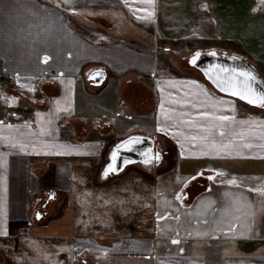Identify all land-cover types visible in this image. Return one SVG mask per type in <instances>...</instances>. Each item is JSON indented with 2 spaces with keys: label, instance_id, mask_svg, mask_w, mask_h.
Wrapping results in <instances>:
<instances>
[{
  "label": "crops",
  "instance_id": "obj_1",
  "mask_svg": "<svg viewBox=\"0 0 264 264\" xmlns=\"http://www.w3.org/2000/svg\"><path fill=\"white\" fill-rule=\"evenodd\" d=\"M152 26L153 41L133 35ZM196 32L237 43L240 51H220L264 75L261 0H0V80L11 79L0 84V264H8L1 244L12 242L11 221L26 222L19 237L27 231L31 241L55 246L47 264H264V211L254 233L244 203L253 198L238 183L257 182L264 193V111L216 93L197 75L160 73L150 44ZM95 70L105 72L100 85L90 80ZM132 137L113 162L117 145ZM139 162L147 178L175 170L180 186L172 193L191 196L183 207L219 210L232 228L174 239L146 233L129 216L115 234L89 233L86 209L106 193L104 178ZM112 163L117 170L105 175ZM52 203L63 210L58 220L44 217ZM139 213L151 228L153 215ZM19 248L12 264H41Z\"/></svg>",
  "mask_w": 264,
  "mask_h": 264
},
{
  "label": "rangeland",
  "instance_id": "obj_2",
  "mask_svg": "<svg viewBox=\"0 0 264 264\" xmlns=\"http://www.w3.org/2000/svg\"><path fill=\"white\" fill-rule=\"evenodd\" d=\"M152 30H154L153 26L149 29L150 32L146 34L133 35L142 37L143 39H146L147 42L153 41L154 35L153 33H151ZM116 35L118 37L120 36V38H123L124 36V38L126 39L127 33H118ZM214 36L216 35L214 34ZM155 38H157V35L155 36ZM155 41L158 43V45L154 43L150 44L151 46L154 45V48H156L155 50L159 55L158 69L160 73H166L170 70L172 71V73L193 76L197 75L199 79L201 78L204 82L205 80L203 79L202 75L197 70L191 68L188 65V57H190V55L194 54L197 51L195 49H203L202 51L218 49L217 51H220L222 49L235 48L237 51H240L236 47L237 43H233V45L230 43H222L217 40H211L209 35L203 32L190 34L183 39H179L175 43L163 41L162 38L155 39ZM168 47L171 50L170 52H167L166 48ZM262 76L264 77V75ZM152 147L153 149L155 148V146ZM144 172L145 169L139 162L126 169L122 176L115 177L116 179L110 177L104 178L105 186L102 187L103 189L101 188L99 190H101V193H104V191H106V193L101 194L103 195V197L100 198L95 205H93L91 208L87 207L86 209V213L88 215L87 220L89 222H94L93 226L87 227L89 233L105 236L115 234L119 232L118 230L119 228H121L117 225H120V222H123V220H125L129 216H132L130 217L131 222L136 221L137 224H140L142 226L145 225L144 229H146V233L152 232L155 236L158 235L161 237L167 235L169 238L174 239L194 238L201 237L202 235L204 237H218L222 232H225L226 229L229 230L230 228H232L225 224L226 217L220 216L222 214L219 210L217 212L213 211L214 213H211L208 208L202 203H197L198 205H203L202 207H200V209L197 205L192 208L183 207L191 205V196L190 194L186 195L187 193L185 191L180 192L181 197L185 195V200L188 198L187 196H189V202L184 201L183 204L182 202L184 198H181L182 200H177L176 196L174 195L175 193H172L173 190L176 191L180 186L177 180V172L175 170H172L171 172L163 171L157 177V179H155L154 174H152V178H147ZM148 173L150 174L149 171ZM42 180L47 181V176ZM238 183L242 187H244V190H246L244 192L246 198H253L251 199L253 201L248 200L244 203L248 205L247 210L251 212L249 220L252 222V224H254L252 227L254 233H256L258 232V229H260L257 223L261 221L262 213L264 211V209L261 210L258 208V206L264 207V193H262V191H256L257 189H261L259 188L257 182H250L241 179L238 180ZM90 186L91 184H89V189ZM202 189H204V187ZM154 190H156L155 193ZM257 197L262 199L258 201V203L255 199ZM47 198H49V196H46L44 198L43 203H46L45 200H48ZM49 201L50 200H48V202ZM250 202L252 203L250 204ZM58 203H52L49 208L48 206H46L45 211L49 213L46 212L44 216L45 218L47 217L48 219H50L51 217H53L52 219L56 220L61 218L63 213L59 214V212H62L63 210L57 209ZM115 204H119L120 209L118 206L115 207ZM139 207H142V209H139ZM78 211L76 212L79 213ZM145 211L148 214L153 215L151 228H149V224L144 223L145 220L140 217L139 212L143 213ZM91 214H94V216H92ZM39 216L40 218H38V220H42L44 218L42 216V212L39 214ZM89 216H91V218H89ZM81 219L82 218L77 215L74 216V222L76 223V226L74 228L76 230L75 233L77 234L81 229V227L78 226V222H80ZM241 219L242 218L237 219L240 224H242L243 221ZM95 222H97V224H95ZM240 226L243 227V224ZM241 227L238 226L236 230L240 232L239 228ZM82 229L85 230V227H82ZM150 229L151 231H147ZM27 237L28 232L25 231V233L18 239V248L20 247L19 249L22 252L20 255L24 254V256H28L31 250V253L34 256V260L39 261L41 264H47V262L53 260L52 257L45 258V253L54 250V245L49 242L31 241L29 237ZM12 248L13 241H8L7 243L1 244V250L6 257L8 264H12L13 260H16L15 257H17L13 252L14 248ZM63 250H65V245H63ZM65 254L67 257H69L68 249H66Z\"/></svg>",
  "mask_w": 264,
  "mask_h": 264
},
{
  "label": "water",
  "instance_id": "obj_3",
  "mask_svg": "<svg viewBox=\"0 0 264 264\" xmlns=\"http://www.w3.org/2000/svg\"><path fill=\"white\" fill-rule=\"evenodd\" d=\"M193 57L195 62L193 63ZM188 65L197 70L203 79L218 93L240 101L241 103L264 111V106L250 104L239 96H235L230 91H222L221 87H227V81L235 76L239 80L243 77L235 70L245 69L251 72L255 77L253 87L258 91L264 89V77L260 75L257 68L245 58L235 55L220 52L217 50L196 51L188 57ZM105 78L104 70H95L90 74V80L94 85H100ZM39 216L37 215V219Z\"/></svg>",
  "mask_w": 264,
  "mask_h": 264
},
{
  "label": "snow or ice",
  "instance_id": "obj_4",
  "mask_svg": "<svg viewBox=\"0 0 264 264\" xmlns=\"http://www.w3.org/2000/svg\"><path fill=\"white\" fill-rule=\"evenodd\" d=\"M261 2L264 3V0H261ZM205 7H206V5H205ZM69 10L73 11V12L76 11V9H74V8L69 9ZM47 59H48V57H45V60H47ZM194 62H195V57H193V63ZM235 71L238 72L239 76L243 77L244 79L239 80L235 76H233L232 78H230L227 81L228 86L227 87L222 86L221 90L222 91H230V92H232L233 95L241 97L243 100L247 101L250 104L264 106V89L258 91L256 88L253 87V82L255 81L256 77L251 72H248L245 69H238ZM219 119L227 120V119H229V117L221 116V117H219ZM9 127H11V126H9ZM136 140H138V138L132 137V138H129V140L124 141L122 143V145H117V150H114L112 153L113 162H115L117 152H118V149L120 147L129 146L130 144L135 143ZM204 154H207V153H204ZM155 158L159 159V155L158 154L155 155ZM148 162H149V160L146 159L145 163H148ZM114 170H117L114 167V163L109 164L108 167L105 169L104 174L107 175L109 171H114ZM212 178L213 177H209V179H212ZM228 183L234 184V183H236V181L230 180V181H228ZM256 191H261V190L257 189ZM181 198H182L181 194L177 193L176 199L180 200ZM37 215L39 216V213ZM175 242L176 241H174V243Z\"/></svg>",
  "mask_w": 264,
  "mask_h": 264
},
{
  "label": "trees",
  "instance_id": "obj_5",
  "mask_svg": "<svg viewBox=\"0 0 264 264\" xmlns=\"http://www.w3.org/2000/svg\"><path fill=\"white\" fill-rule=\"evenodd\" d=\"M199 178H200L199 176H196L191 181L198 180ZM183 204H184V201H183ZM26 225L27 224L25 221H11V222H9L8 233L12 237L13 248L15 251L18 250V244H19L18 239H19V236H20L22 230H24L27 227Z\"/></svg>",
  "mask_w": 264,
  "mask_h": 264
},
{
  "label": "built area",
  "instance_id": "obj_6",
  "mask_svg": "<svg viewBox=\"0 0 264 264\" xmlns=\"http://www.w3.org/2000/svg\"><path fill=\"white\" fill-rule=\"evenodd\" d=\"M11 82V80H8V79H3V80H1V84H3V85H7V84H9Z\"/></svg>",
  "mask_w": 264,
  "mask_h": 264
},
{
  "label": "flooded vegetation",
  "instance_id": "obj_7",
  "mask_svg": "<svg viewBox=\"0 0 264 264\" xmlns=\"http://www.w3.org/2000/svg\"><path fill=\"white\" fill-rule=\"evenodd\" d=\"M154 146V145H153ZM155 151V150H154ZM185 196V195H184Z\"/></svg>",
  "mask_w": 264,
  "mask_h": 264
}]
</instances>
